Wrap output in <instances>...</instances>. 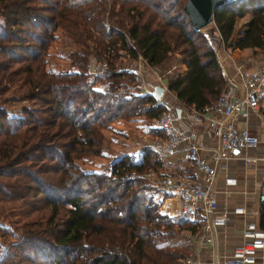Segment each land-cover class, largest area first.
I'll use <instances>...</instances> for the list:
<instances>
[{"label":"trees","instance_id":"obj_1","mask_svg":"<svg viewBox=\"0 0 264 264\" xmlns=\"http://www.w3.org/2000/svg\"><path fill=\"white\" fill-rule=\"evenodd\" d=\"M183 3L0 0V237L9 239L0 264H184L170 243L172 227L191 230L192 223L158 213L161 200L140 176L157 170L159 151L144 145L138 162L123 153L100 170L78 163L101 155V130L111 122L153 120L165 110L139 90H119L136 81L131 68L118 65L122 58L160 66L176 53L184 70L167 75L166 88L195 109L223 88L220 66ZM211 25L225 48L262 50L264 0H226ZM55 29L78 46L68 55L72 69L46 68ZM12 89L13 101L28 103L14 112L3 96Z\"/></svg>","mask_w":264,"mask_h":264},{"label":"crops","instance_id":"obj_2","mask_svg":"<svg viewBox=\"0 0 264 264\" xmlns=\"http://www.w3.org/2000/svg\"><path fill=\"white\" fill-rule=\"evenodd\" d=\"M247 18L248 15L240 18L242 27ZM238 25L240 23L237 20L236 29L240 30ZM253 50L249 47L241 49L226 48L227 59L238 61L247 67L256 65L263 60L264 55L253 53ZM173 55L175 56V60L161 73L158 72L159 66H146L141 60L126 57L122 58V60L129 68L139 70L140 73H136L135 76L136 86L140 90L144 85L154 86L161 83L166 86V76L169 72L176 73L184 70V65L181 63L178 55L176 53H173ZM226 63L228 64L229 61L226 60ZM96 87L101 88V85L97 84ZM165 92L172 97L169 101L166 99L167 95H165ZM162 96L164 99H160L159 101H162L165 107L171 108V111L175 115V127L178 130L191 133L193 136L192 139L196 136L199 146L198 153L211 161V151L216 146V141L204 132V120L202 119L201 122L192 121L187 116L190 106L184 105L176 100L170 91L164 90ZM205 115L218 116L219 112H205ZM138 121L139 118L136 117L129 121L117 120V122H111L108 129H104L107 133L110 131L117 134L116 136H111L113 134L109 133L110 135L108 136V134L102 133L103 139L100 151L101 155L108 157L107 162L123 153L129 154L133 162L140 160L141 147L146 143L138 141L137 143L132 142L131 145L126 146L127 142L124 143L118 138L124 135L133 136V127H135ZM233 122L236 127H244L255 134L258 142L255 147L241 149L238 154L224 160L221 165H216V175L211 184L216 201L215 211L216 213L224 212L226 218L223 224L216 227L214 234L205 232L206 235L207 233L211 235V240L205 241L203 239L204 232L194 224L190 225L191 230H184L186 233L185 236H189L185 257L193 260L192 264H226L222 261L223 256L227 255L232 248L242 243L243 238L240 234L242 226L246 222L251 221L261 228L259 226L260 206L264 198L260 199L259 194L264 192V188L261 185L264 179V123L261 122L254 112H249L245 117L237 116ZM143 135L155 137L153 134L148 135L145 130L143 131ZM108 142L113 145L111 146ZM129 142H131L130 138ZM104 143H107L106 146ZM136 144H138V147L135 146ZM107 145L109 148H107ZM184 145V143H180L172 155L160 153V166L155 172L172 175L175 178L186 181L200 182L201 172L192 165L181 162L180 160L181 150L184 148ZM86 169L100 170L94 168V166ZM225 178H230L231 181L226 182ZM158 211L166 215L181 213L178 210L176 201L171 197H166L161 200ZM261 229L264 230V228ZM251 264H264V245L257 252L255 261Z\"/></svg>","mask_w":264,"mask_h":264},{"label":"built area","instance_id":"obj_3","mask_svg":"<svg viewBox=\"0 0 264 264\" xmlns=\"http://www.w3.org/2000/svg\"><path fill=\"white\" fill-rule=\"evenodd\" d=\"M205 38L220 66L224 77V86L213 102L203 109H195L190 106L187 116L194 122L204 120V132L213 137L216 146L211 151V161L198 153V142L196 136L178 130L175 127V115L166 109L152 120V125L161 130L162 136H155L149 144L150 147L165 155H172L180 143H184L181 150V162L192 165L201 172V181H186L175 178L168 174H159L153 170L140 173L146 183L150 186L153 198L162 200L171 197L176 201L178 210L186 219L196 225L204 232L203 239L211 240V235L205 232L215 233L218 225L225 221V213H216V201L211 184L216 175V165H221L241 149L253 148L258 142L257 136L246 128H238L234 124L237 116L245 117L249 112H254L264 123L259 113L264 102V59L256 65L247 67L244 64L227 59L226 48L215 29L204 33ZM138 60H143L137 57ZM226 60L229 63H226ZM144 65H146L143 62ZM148 66V65H146ZM134 74L139 70L131 68ZM158 79V77H157ZM163 91L167 88L165 84H158ZM153 86H142L140 91L145 95L152 96ZM159 102V101H156ZM205 112H219L218 116H206ZM247 161V160H246ZM132 175V173H131ZM226 182L231 181L225 178ZM264 188V179L261 183ZM264 198V192L259 194ZM240 234L242 243L223 256L222 261L226 264H251L255 261L257 252L264 245V230L254 222H246ZM189 241V236H186ZM184 264H192L193 260L184 258Z\"/></svg>","mask_w":264,"mask_h":264},{"label":"rangeland","instance_id":"obj_4","mask_svg":"<svg viewBox=\"0 0 264 264\" xmlns=\"http://www.w3.org/2000/svg\"><path fill=\"white\" fill-rule=\"evenodd\" d=\"M240 18H238L237 20L240 23V25H238V26L241 30L242 26H241V19ZM211 26H212L211 23H208L207 25L200 28V30L203 33H208L213 29ZM53 34H54V38L50 42L49 46L47 47V57H46V68H47V70L63 71V70L72 69V67L70 66V59H69L68 55L70 53L75 52L78 49V46H76L60 29H55ZM252 52L253 53H260V54L264 55V49L253 50ZM172 56H174V55L172 54L171 56H169L167 58V60L165 62H163L162 65L159 66V69H158L159 73L165 71L166 67H169L170 64L173 63V61L175 60V56L174 57H172ZM263 59H264V57H263ZM118 65L129 68L128 65L124 64V61L122 59L119 61ZM168 74H171V73L169 72ZM136 83L137 82L135 81L133 84H130V85L126 84L124 86V88L120 87L119 90H124L125 92H136V90L137 91L139 90L136 86ZM148 87H149V85H148ZM17 92L18 91H16L15 89H12V90H8L7 92L3 93V96L7 98L6 102L4 103V106L8 109V111L14 112L15 109L18 107V105H20V104L27 105L28 104L26 101H23V100L22 101H16V102L12 100L13 99L12 95L14 96L15 94H17ZM165 95H167L166 99H168V101L170 98H172L166 92H165ZM159 102L162 103V101H159ZM262 104H263L262 105L263 107L260 108L259 113L262 115V117L264 119V102ZM166 109L171 110L170 107H168V108L165 107V110ZM136 118H139V121L136 123L135 127H133L134 128L133 129L134 135L133 136H127V135L122 136V134H120V136H122V137H118V138L120 140H122V142H124V143L127 142L126 146L131 145L132 142L137 143L138 141H140L142 143L145 142L146 143L145 146H147L154 139L150 134H152V133L157 134L158 132L156 129L152 128V127H154L152 125V120L145 118L143 115H138V116H136ZM131 119H125V120L129 121ZM118 120H123V119H118ZM115 121L117 122V120H115ZM115 121H113V122H115ZM122 124H124V123L122 122ZM124 125L126 126V124H124ZM144 130L148 133V135H150V137L143 135ZM101 132L108 134V136L110 134H113L111 136L117 135L116 133H113L110 131L107 133L106 131H104V129L101 130ZM129 138H130L131 142H129ZM108 143L111 146L113 145L110 142H108ZM104 144L106 146L107 143H104ZM135 146L138 147V144H136ZM107 148H109L108 145H107ZM107 160H108V157L105 155L87 156V157L81 159L78 163H79V166L83 169L90 168L91 166H94V168H96V169H102L110 161L109 160L107 162ZM157 212L160 213L158 211V208H157ZM160 214H163V213H160ZM164 215L167 218H170L172 221H182V226L186 225L184 220H187V219L181 213H178L175 215H166V214H164ZM172 230L174 231V233L176 235L175 237H173V239L170 240V243H173V244H174V242L176 243L172 246V248H175L176 250H180L183 253V257H185L186 251H187V244H188V242L186 241V236H185L186 233L182 228H178L175 225L172 227ZM16 232L19 233L20 232L19 229ZM8 242H9V239L7 237H0V247H6L9 244Z\"/></svg>","mask_w":264,"mask_h":264},{"label":"water","instance_id":"obj_5","mask_svg":"<svg viewBox=\"0 0 264 264\" xmlns=\"http://www.w3.org/2000/svg\"><path fill=\"white\" fill-rule=\"evenodd\" d=\"M226 0H184L183 10L188 22L193 29L197 30L211 23L214 11ZM163 89L158 85L152 87V97L159 101L164 99Z\"/></svg>","mask_w":264,"mask_h":264}]
</instances>
